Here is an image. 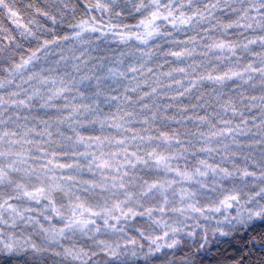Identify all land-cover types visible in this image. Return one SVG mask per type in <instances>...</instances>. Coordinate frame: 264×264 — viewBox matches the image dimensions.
Segmentation results:
<instances>
[{"label": "snow or ice", "instance_id": "6c2138e0", "mask_svg": "<svg viewBox=\"0 0 264 264\" xmlns=\"http://www.w3.org/2000/svg\"><path fill=\"white\" fill-rule=\"evenodd\" d=\"M0 264H264V0H0Z\"/></svg>", "mask_w": 264, "mask_h": 264}]
</instances>
